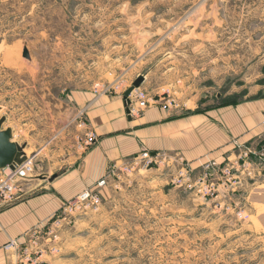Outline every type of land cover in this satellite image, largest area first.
I'll return each mask as SVG.
<instances>
[{"label":"rangeland","instance_id":"374dc122","mask_svg":"<svg viewBox=\"0 0 264 264\" xmlns=\"http://www.w3.org/2000/svg\"><path fill=\"white\" fill-rule=\"evenodd\" d=\"M141 76L152 104L173 109L264 98V0H0V120L34 176L0 209L49 190L98 138L73 95L126 103ZM247 145L256 174L177 155L113 161L17 238L30 258L11 264H264V134Z\"/></svg>","mask_w":264,"mask_h":264},{"label":"crops","instance_id":"0c3cea01","mask_svg":"<svg viewBox=\"0 0 264 264\" xmlns=\"http://www.w3.org/2000/svg\"><path fill=\"white\" fill-rule=\"evenodd\" d=\"M120 97L97 98L84 91L73 95L74 110L87 108V119L98 138L65 172L48 180L49 190L47 185L38 184L32 191L41 192L0 209V264L11 263L4 250L8 240L45 222L70 194L100 181L113 161L148 150L180 155L194 168L209 161L223 163L238 153L235 141L250 144L264 134V98L219 105L207 112L173 109L156 101L141 116L131 118ZM46 178L39 180L45 182ZM257 192H264V182L256 188Z\"/></svg>","mask_w":264,"mask_h":264},{"label":"built area","instance_id":"2783aa9c","mask_svg":"<svg viewBox=\"0 0 264 264\" xmlns=\"http://www.w3.org/2000/svg\"><path fill=\"white\" fill-rule=\"evenodd\" d=\"M131 103L128 107L129 116L136 118L141 116L151 105L152 101L149 98L147 92L141 87H137L131 94ZM97 140L96 135L92 132L88 136L87 145H92ZM236 149L238 153L234 159H229L223 163H218L217 161H210L206 164L208 167L217 168L222 166V170L225 173H231L235 167H240L242 171H247L249 174L250 170L256 174V172L251 169V165L255 164L253 160V155L257 153L259 149L255 145H247L245 143H240L235 141ZM260 152V151H259ZM158 153H151L148 150H144L140 153L134 155V160L137 162L144 161L146 164H150L158 156ZM165 155V154H164ZM166 156V155H165ZM183 160L184 158L180 155L176 156ZM260 157V156H259ZM174 158V157H170ZM261 163V162H259ZM223 164V165H222ZM261 173V169L258 170ZM232 177V175H230ZM33 157L22 162L21 164H15L12 167L0 168V207L5 206L11 202H14L16 199L21 198L22 186L19 184L20 180L30 183L33 180ZM102 183V182H101ZM12 185V191L8 190V185ZM32 190V189H31ZM89 192L86 191L82 196H88ZM4 250L9 254L10 259L14 257H23V262L29 260L30 255L25 254V249L21 248V241L17 238H12L4 244ZM19 256H18V254ZM11 261V260H10ZM11 264V263H10ZM26 264V263H24Z\"/></svg>","mask_w":264,"mask_h":264},{"label":"water","instance_id":"95a60500","mask_svg":"<svg viewBox=\"0 0 264 264\" xmlns=\"http://www.w3.org/2000/svg\"><path fill=\"white\" fill-rule=\"evenodd\" d=\"M24 56L30 58V53L28 52V49H25ZM142 81H143V76L139 77L135 81L133 86L130 87L125 92L126 104L131 103L129 96L136 87L141 85ZM127 111H129V109H127ZM3 122L4 119H1L0 120V168H5V167L13 168L15 164H21L22 162H24L27 156L23 146L13 141L12 129L2 128Z\"/></svg>","mask_w":264,"mask_h":264},{"label":"clouds","instance_id":"9594fccd","mask_svg":"<svg viewBox=\"0 0 264 264\" xmlns=\"http://www.w3.org/2000/svg\"><path fill=\"white\" fill-rule=\"evenodd\" d=\"M8 190L12 191V185L11 184L8 185Z\"/></svg>","mask_w":264,"mask_h":264},{"label":"trees","instance_id":"16d2710c","mask_svg":"<svg viewBox=\"0 0 264 264\" xmlns=\"http://www.w3.org/2000/svg\"><path fill=\"white\" fill-rule=\"evenodd\" d=\"M228 104H231V102L230 101H226V102L223 103V105H228Z\"/></svg>","mask_w":264,"mask_h":264},{"label":"bare ground","instance_id":"6f19581e","mask_svg":"<svg viewBox=\"0 0 264 264\" xmlns=\"http://www.w3.org/2000/svg\"><path fill=\"white\" fill-rule=\"evenodd\" d=\"M23 148H24V146H23ZM24 151H25V148H24ZM25 153H26V151H25ZM26 156L28 157L27 153H26ZM28 159H29V158H28Z\"/></svg>","mask_w":264,"mask_h":264}]
</instances>
